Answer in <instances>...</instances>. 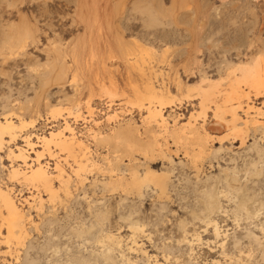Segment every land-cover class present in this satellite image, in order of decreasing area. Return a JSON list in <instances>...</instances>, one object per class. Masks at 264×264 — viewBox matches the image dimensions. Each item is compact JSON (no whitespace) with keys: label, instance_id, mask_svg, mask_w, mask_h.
<instances>
[{"label":"rangeland","instance_id":"1","mask_svg":"<svg viewBox=\"0 0 264 264\" xmlns=\"http://www.w3.org/2000/svg\"><path fill=\"white\" fill-rule=\"evenodd\" d=\"M124 52L137 61L130 71L122 62ZM254 65L264 75V0H0V117L16 112L28 123L36 119L0 150V187L10 190L31 220L20 241L0 237V264H149L140 251L128 249L133 246L130 221L142 229L135 241L150 256L167 250L178 264H227L217 242L204 243L215 241L212 232L192 214L202 210L200 199L209 189L223 195V211L212 218L226 234L222 240L229 255L241 256L245 264H264V92L256 96L241 74ZM150 90L163 96L161 102L147 101L154 97ZM240 102V120L232 133L228 109ZM249 104L260 109L256 122L245 116ZM147 107L161 110L178 128L190 121L203 123L210 135L206 154L194 163L198 147L156 129ZM217 119L228 127L215 130ZM64 124L88 147V161L82 159L79 166L70 158L65 162L66 154L52 145V154L34 149L50 173L56 163L63 167L70 176L67 186L55 179L50 193L13 178L11 167L20 162L9 158L8 151L23 147L25 134L37 143L35 137L60 132ZM120 124L134 134L124 130L109 143L97 141ZM130 138L142 146L152 141L155 151L161 147L165 153L151 157L134 152L126 166L123 143ZM26 154L35 157L30 150ZM93 165L124 179L127 168L138 174L151 168L169 177L165 196L152 183L139 194L109 187L108 173ZM227 175H235L251 199L250 217L236 209L238 199L227 191ZM33 196L43 202L29 206L26 201L31 203ZM194 231L201 239L189 247L184 235L188 240ZM111 235L123 244L111 250L107 261L97 241L106 236V245Z\"/></svg>","mask_w":264,"mask_h":264},{"label":"bare ground","instance_id":"2","mask_svg":"<svg viewBox=\"0 0 264 264\" xmlns=\"http://www.w3.org/2000/svg\"><path fill=\"white\" fill-rule=\"evenodd\" d=\"M122 54H123L121 56L122 62L125 63V66L129 71L131 69H134V67H137V61L132 60L130 58L132 56H130V57L127 56V54H129L128 52H124ZM256 65H254L253 67H250V68L249 67L244 68L242 70L241 74H242L243 82L249 87V89H251L255 93L256 96H261L262 93L264 92V75L261 74V72L258 69L259 68L258 66H257L258 68H254ZM137 70H139V69L137 68ZM132 71H134V70H132ZM110 82H111V80H110ZM97 83H98V81H97ZM109 85L112 86L113 84L109 83ZM102 86H104V85H102ZM115 86H116V84H115ZM115 86L113 85L112 87H115ZM134 86H131V84H130V88L133 91L136 89ZM95 87H96V85H95ZM100 88L102 90L106 89L105 86L103 88L100 86ZM149 93H152V96H154V97H149V99H147V101H149L150 103H152V100H158L161 102V100L163 99L162 95L161 96L154 95L152 90H150ZM108 95L112 98V96H111L112 93H108ZM135 95L137 96V98H141V100H144V98L141 97L139 94L136 93ZM136 100L139 101V99H136ZM110 101L111 100H109L108 102L110 103ZM226 102H227V104H226ZM229 102H230V100H226L224 102V104L228 105ZM109 103L107 104V106L111 105ZM150 103H148V104H150ZM242 104L243 103L240 102L237 107L231 106L228 109V113L231 116L230 125L233 126L232 130H231L232 133H234L237 130V129H235L234 126H235V123L238 120H240V118L237 116L236 110L241 109ZM222 106H223V104H222ZM246 108L247 109L245 111V116L249 117L248 122H256L257 121L256 116L260 115V112H259L260 109H257L253 105L251 106V104L247 105ZM218 110H219V107H216V111H218ZM145 111L149 113L151 123L155 122L154 124H156V129L164 131L165 133L173 134L175 138L181 137V140L183 138L186 142H189L188 144H190V145L193 144L194 146L198 147V152H196L192 156L194 158V163L206 154L205 150H204V144H206L205 142L208 138H210V135L206 132L203 123L196 124V122L193 123L190 121L187 124V126H185V128H178L177 123H173L172 125H170V123L167 122V117H165L164 115L161 114V110L154 113L153 111H151L150 107H147V109ZM219 113H221V112H219ZM52 114L54 115V113H52ZM216 114H217V112H216ZM252 114H254V115H252ZM34 122H36V119H34L33 122L28 123L27 121L24 120V117H22L21 114H18L16 112H10V113H7V114L3 115L2 117H0V150H1V146L3 145V143L5 142L6 139L8 140V142H14L18 137H21L18 134L25 132L28 129V125L32 126L34 124ZM108 122L113 124L112 123L113 121H108ZM117 122L115 120L114 123L116 124ZM145 123H147V121ZM215 124H217L216 125L217 127L215 129L217 131H221L223 129V127H225V128L228 127V125L225 124L223 122V120L221 121L219 119L216 120ZM117 125H118V123H117ZM126 125H127V127L132 126L130 123L126 124ZM122 126H123V124H120L118 127L116 126L118 129H116V131H113V134H110L107 137H100V136L97 137L96 138L97 141L106 142L108 140L113 139V137L122 133L124 130H127V132H130L133 130V129L129 130V128H126V127H125L126 129H123L124 127L122 128ZM144 126H146V125H144ZM148 126H150V125H148ZM113 129L114 128H111L110 131H112ZM146 129H148V128H146ZM179 130L181 131L180 133H178ZM130 133H128V136H130L129 135ZM132 134H134V132ZM32 137H34V136L31 134H25V137L22 138V142L24 144L23 147H17L16 146L15 149H13V150L10 149L8 151V157L9 158L13 159L15 162H16V160H17V162H20V164L18 166H16V167L12 166L11 167L10 174L13 176V178H17L19 180H22L25 183H30L34 186L42 187L47 192L51 193L53 191L55 179H58V181H60V183L64 187H66L70 176H69V174H67L64 171L63 167L58 163L55 164V167L53 169L54 174L50 173L48 166L44 165L40 160L42 155L39 154L40 152L35 151L34 147H38V148L42 149L43 151H47L49 154H52V152H51V145H52L53 148H56L60 152L66 154L67 157L64 159L65 162H67V160H66L67 158H70V159H73V162L75 164H77L78 166L81 163L82 159H85V160H87V158L90 159L89 158L90 156L88 157V155H89L88 147L86 145H84L83 142H81L78 137H76V134L73 132V130L71 129V127L68 124H64L63 130H61L60 132L55 133V132L51 131L47 135H43L41 137H35L37 139V143H33ZM124 138L127 139L128 137L124 136ZM138 138H140V137H138ZM131 139L132 138H130V140L128 139V142L123 141L125 143V144L123 143V145H126V146H124V148H125L124 152L127 154L128 162H129V164L126 166H129L130 163L133 161V159H134L133 153L134 152H139L144 156H151V157L155 155L154 154L155 152H156V155H160V154L162 155L163 153H165L161 147H158V148L156 147L157 149L155 151V149H154L155 144L151 145V143H153L151 140H150L151 142H149V144L147 143L148 145L145 143L144 146H142L141 145L142 143L138 144V143H136L137 140L134 141L132 139L133 141H131ZM138 142H142V141H138ZM106 143H109V142H106ZM242 143L243 142H241V144ZM37 144H39V145H37ZM27 150L28 151L30 150V151H32V153L35 154V157L33 159L32 158L30 159V157L27 156V154H26L28 152ZM77 168H79V167H77ZM93 168H95V170H99L101 172H107L109 174V175L107 174V176H105V177L109 178L110 181H108L105 185H107L109 187H113V188L120 187L122 190L124 189V190H128V191H133L135 193L137 192L138 194L140 193V191L143 187H147V186H149L150 183H152L151 185H155L156 191H159L161 196H165L166 189H167L168 183H169V177L168 176H166L164 174L156 173L157 171H153L151 168H148V167H146V169H144L142 174H138V171L134 168H131L130 170H128V168H127L126 170L129 173V177L127 179H124L123 174L118 175L117 173L114 172V170L109 169L108 167L105 168V169H107V171H103L102 168H100L96 165H93ZM82 169H83V167H82ZM195 170L198 172L199 169L197 168ZM223 172L225 173V175L228 173V171L226 169H223ZM77 173L79 175V172H77ZM128 173H127V175H128ZM256 173H258V172H256ZM228 176L229 175H227V178H226L227 191L230 192V196H231V194H234L235 199H238L236 209L238 211L245 212L247 217H250V215L252 214V212L250 211V208H249V206H250L249 204H250L251 199L248 197V195H245L243 192L244 190L241 189L237 185L236 176L235 175L231 176L232 179ZM102 177H104V176H102ZM220 193H222V192L217 193V192H215L214 189H209L207 191H204L202 193V196L200 199L202 210L199 213L193 212L192 214H193L194 218H196L202 222V224L205 228L204 230H206L208 228L212 232V236H213L215 241H206L204 243L207 244L209 242H217L218 247L221 250V252H220L221 256L223 258H229L227 264H245V263L241 262L242 261L240 258L241 256L239 257V255H235V256L229 255L228 250L226 248L227 242H225V240H222L223 236H226V234L224 232L222 233L223 230L220 229L217 221L212 218V216L215 213L220 214V212L223 211V209L221 208V205H220V197L223 195L220 196L219 195ZM223 193H225V192H223ZM65 195L67 196L70 194L65 193ZM227 195H229V193ZM30 200L32 201L31 202L32 204L29 203L28 201H26L29 206L35 204L36 202H39L40 204L43 202L42 198H40L38 196L30 197ZM30 223H31V220L29 219L26 211L24 210V206H19L16 204V202L14 201V199L12 197L10 190H8L7 188L0 187V237L4 238L5 240H17V241L19 240L20 241L25 236V233L27 231L26 230L27 225ZM129 229H131V232H132V235L130 236V238H131L132 244H133L132 247L128 248L129 250L140 251L143 254V256H145L147 258V261H149V264H178V262H177L178 259H176L175 256L174 257L171 256L167 250H164L163 254L161 256L156 255V257H153V256L148 255V253L146 251H144L143 247L141 245H139L137 243V241H135L136 234L142 232V229H140L139 226L136 223H134L133 221L129 222ZM204 230H202L201 232H203ZM80 233L84 234V231L80 230ZM186 233L187 232H185L183 241H185L186 244L189 245V247L193 241H199L200 242V239H201L200 236L201 235H200V233H197V231H194V233L189 236L190 238L188 240L186 239V237H187ZM203 233H205V232H203ZM106 239H107L106 236H104V237L100 236L98 238L97 242L102 244V246L104 247V249L106 251V254L104 255L105 260L110 261L111 260V250H113V249L118 250L121 247V245L123 244L122 243L123 240L121 237L111 235L108 243L106 245H104V243L107 242ZM218 240H220V242H218ZM234 241H235L233 243L234 248H238L239 241L235 240V238H234ZM199 242H197V243H199ZM192 244H191V246H192ZM7 250H8V252H10L9 251L10 248H8ZM191 253L192 252H190V254ZM262 254H263L262 257L264 260V252H262ZM235 259H237V260H235ZM210 264H221V262L217 261V260H213V261H211Z\"/></svg>","mask_w":264,"mask_h":264}]
</instances>
